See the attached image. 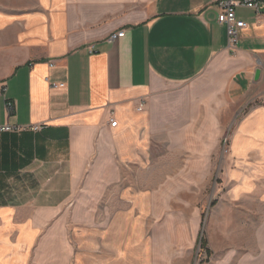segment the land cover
Segmentation results:
<instances>
[{
  "label": "crops",
  "instance_id": "0c3cea01",
  "mask_svg": "<svg viewBox=\"0 0 264 264\" xmlns=\"http://www.w3.org/2000/svg\"><path fill=\"white\" fill-rule=\"evenodd\" d=\"M219 1L0 6V126L13 128L0 133V264L23 258L47 214L80 189L105 194L119 179L117 156L134 147L147 112L151 121L172 117L167 131L182 130L210 160L245 101L223 176L231 197L255 198L264 223V47L247 46L264 38V13L235 11L246 28L229 51ZM119 32L124 36L111 40ZM255 100L260 104L249 107Z\"/></svg>",
  "mask_w": 264,
  "mask_h": 264
},
{
  "label": "rangeland",
  "instance_id": "374dc122",
  "mask_svg": "<svg viewBox=\"0 0 264 264\" xmlns=\"http://www.w3.org/2000/svg\"><path fill=\"white\" fill-rule=\"evenodd\" d=\"M35 3L0 0L1 7L15 11ZM247 46L264 47V38L249 40ZM245 104L231 117L210 160L204 149L183 139L182 130L167 131L172 117L151 121L149 112L144 114L134 147L117 156L118 166H109L112 171L118 167L119 179L104 195L80 189L62 210L47 214L46 227L23 258L9 263L264 264V223L257 201L231 197V184L223 176L230 130L246 112ZM161 106L160 111L166 102Z\"/></svg>",
  "mask_w": 264,
  "mask_h": 264
},
{
  "label": "built area",
  "instance_id": "2783aa9c",
  "mask_svg": "<svg viewBox=\"0 0 264 264\" xmlns=\"http://www.w3.org/2000/svg\"><path fill=\"white\" fill-rule=\"evenodd\" d=\"M219 14L217 17V22L223 25L226 30V46L229 51H236L237 43L239 40V34L242 30L246 28V24L236 18L235 11L237 9H251L256 13H264V0H220L218 3ZM124 36L123 32H119L111 37V40L116 38H122ZM62 85H60L61 87ZM52 85V88H55ZM144 101H140L136 108L137 112L143 110ZM118 122L116 120L110 119L109 127L115 129ZM39 127H34L33 130H39ZM13 131L10 126H0V133Z\"/></svg>",
  "mask_w": 264,
  "mask_h": 264
},
{
  "label": "water",
  "instance_id": "95a60500",
  "mask_svg": "<svg viewBox=\"0 0 264 264\" xmlns=\"http://www.w3.org/2000/svg\"><path fill=\"white\" fill-rule=\"evenodd\" d=\"M257 75H258V71H257V73H256ZM237 116V115H236Z\"/></svg>",
  "mask_w": 264,
  "mask_h": 264
},
{
  "label": "trees",
  "instance_id": "16d2710c",
  "mask_svg": "<svg viewBox=\"0 0 264 264\" xmlns=\"http://www.w3.org/2000/svg\"><path fill=\"white\" fill-rule=\"evenodd\" d=\"M250 107V106H249ZM205 243V242H204Z\"/></svg>",
  "mask_w": 264,
  "mask_h": 264
}]
</instances>
